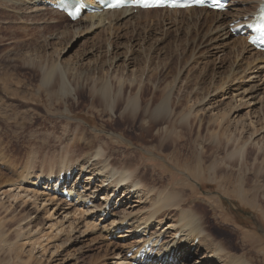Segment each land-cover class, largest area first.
I'll list each match as a JSON object with an SVG mask.
<instances>
[{
	"label": "rangeland",
	"instance_id": "rangeland-1",
	"mask_svg": "<svg viewBox=\"0 0 264 264\" xmlns=\"http://www.w3.org/2000/svg\"><path fill=\"white\" fill-rule=\"evenodd\" d=\"M2 2L3 0L0 1V172L2 174L0 175V200L7 204L8 196L5 198V195L1 194L2 190L8 189L10 186V183L7 185L5 177L12 178L11 180H15L14 182L17 183L16 179H20L17 176L24 169L26 161L32 163L30 162L32 160L36 170L42 164L49 162L50 157L60 154L65 149L68 150L70 157L76 160L87 155L86 151L90 145L94 147L90 146L92 148L90 152L93 154L98 145H103L109 147V151L115 159L112 160L113 162L117 160L120 164L125 154L132 155L133 162L137 167V177L144 182H150L155 186L156 192L159 189H167V191H178L182 194L186 198L184 208L195 209L203 221V231L212 238L214 246L223 245V248L233 255H243V258H246L250 264H264V252L261 251V248L264 247V114H262L264 110H261L264 108V70L256 72L254 67L256 62H252L250 59L252 50L248 44L247 46L236 45L237 37L232 36L231 33L230 37L225 34L229 30L227 28L229 18L225 19L222 25L215 24L210 33L207 28L197 31L192 29V26L187 27L190 23L186 24L187 26L181 24V27L174 24V21H170L175 16L177 19L190 18L189 12L183 14L167 11L149 12L150 14L134 12L135 17L131 19L132 22H121V25L117 24L118 27L110 26L111 30H107L109 25L105 24V27L102 26L92 31L83 30L78 35L70 32L65 36L63 31L66 28L70 29L68 27L70 23L63 17L64 15L43 11L42 14L30 13L29 16L32 19L25 20L22 13L21 17L8 18L5 14H8L9 11ZM237 2L239 1L237 0ZM251 3L252 0L243 1L238 3L237 7H246ZM230 11L233 12L232 9L228 12ZM8 15L10 16V14ZM213 16L216 15L213 14ZM158 18H163L164 22L160 24ZM44 19H48V22L57 20L58 24L48 26L47 22H43ZM14 30L19 31L15 33ZM162 30L165 32L163 33ZM108 50L109 52H107ZM128 54L130 57H135L134 61L130 62L127 59ZM29 55L34 57V60L38 59V66H29L32 62L28 60ZM125 56L127 57L125 58ZM54 65H58L59 70L61 67L66 85L69 87L66 92L59 89L57 80L59 72L51 77L50 86L42 83L43 74L51 70ZM155 73L158 76L161 74L160 76L165 79L161 87L167 85V89L174 90L175 102L181 99L174 106L177 108L175 109L177 115L181 108L189 103L187 99L182 100L187 93L192 97L194 95L198 104L203 105L204 109L207 106L210 107L211 105L207 102L213 103L212 98H215L214 101H218L221 105L215 103L214 106H211L213 112L218 110L225 112L232 106L235 97L239 99L236 96L237 91L232 89L236 86V89L241 87L239 93L245 89L249 91L248 94L254 95L251 104H247L252 109L244 105L238 112L228 115L222 122V128H227L229 131L226 132V135L231 133L233 138L239 137V129L245 125L247 132H243L239 138L242 140L246 139V134L252 130L249 127L250 120L254 121L255 127L260 129L257 136L252 137L255 139L248 141L241 164L235 157L227 158V152L233 147L229 148L230 150L223 149V144L219 142L216 144L215 136L210 139L204 137L208 127L206 122L202 124L200 130H197L196 124L192 127L195 135L201 137V141L198 139L197 142H194L195 150L192 151L195 155L190 159L192 166L197 165L196 172L176 166L170 159L171 154L176 153L169 144L175 131L173 130L172 136H168L161 143L162 139L167 137L165 123L154 125L147 123L146 127L143 124L132 132L131 130L125 131L126 136L122 135L124 132L122 125H119V131H115L109 126L108 119L114 118L115 115L112 111L106 112L94 100L91 88L95 86L92 91H97V84H101L98 80L105 81L106 75V78L117 76L126 79L137 75L147 86H153L155 79L152 78V74ZM2 77L8 82L7 89L4 88ZM150 78L152 81H149ZM54 80H57L55 86ZM228 80L229 83L223 86L225 87L223 90L228 87H231L232 90L227 91L228 93L226 92L227 95L224 97L219 96L223 90L220 91L218 88ZM57 84L58 88H56ZM169 84L171 87L168 86ZM113 86H116L117 89V82ZM131 87L133 89L127 88L125 92L135 94L138 91L136 83L133 82ZM203 96L207 98L203 99ZM150 98L151 94H146V96L142 94L144 104H146L145 99L149 100ZM256 101H259V104L263 106L254 105ZM119 110L116 113L122 111L119 112ZM206 119H208L207 115ZM234 119L238 124L234 122ZM176 123L179 124L177 121ZM178 129L181 127H176V130ZM168 131L170 130L168 129ZM142 137L146 140L145 143L140 141ZM74 141H79V147L72 151L70 145ZM164 142L166 143L163 146ZM138 151L143 153L142 160L138 157ZM196 153L197 156L198 153L204 155L199 162L195 158ZM183 155L189 157L192 154L187 151ZM93 188L94 185L91 190ZM19 189H23V187L14 188L13 186V189L11 188L14 193ZM83 191L85 195L87 192L89 193V191ZM25 194L21 190L22 196L20 197H24V204L19 202L20 198L12 201V204H16L13 213L20 212L24 215L27 212L31 213L29 218L33 220L37 214L34 212V198L29 199V195L25 197ZM26 198L28 199L26 200ZM100 198H98V203ZM132 200L133 198L123 201L124 203L119 202V209L116 207V210L123 212L120 216L129 213L135 214L136 211H139L138 217L144 216L148 205L128 208L127 206L132 204ZM24 205L26 206L24 207ZM40 206L39 209L44 207ZM47 208L53 211V207L48 206ZM65 208L71 211L69 206H65ZM84 208L86 209V207ZM138 208L141 210H137ZM1 209L4 210L0 207V218H4L6 212ZM63 210L57 211L56 214L53 212L55 216L52 217H47L42 210H39V218L36 221H40L41 227H44L43 233L48 231L49 225L54 223L55 219L59 221L61 216H64ZM91 211H94L93 214L99 217L97 209H91ZM167 212H170L168 215L174 218L165 219L164 217V221L159 225V227L162 226L161 234H166V240L160 244L164 247L174 232V227L167 229L166 225L177 220L179 213L172 210ZM111 218L112 216L103 220L100 226L95 222L96 229L92 225L91 227L86 226L89 228L87 229L84 226V221H81L78 226L83 231L82 236L78 232L71 235L70 239L65 234L60 235L56 241L49 239L48 242L51 245H47L49 247H46L44 252L36 246L32 253L35 258L37 256L36 260L39 262L30 264H114L117 260H115L116 256L118 257L120 253L124 254L125 251L122 248L126 245L122 244L126 242L119 237L124 233L123 231L120 235L110 237L112 230L117 228V224L111 226ZM12 221L6 220L4 229L9 227L11 229L12 225L10 226L9 222L15 227L16 222ZM63 223L64 226L68 225L65 220ZM123 224L126 223L123 222ZM104 225H106V231L101 229ZM152 225L154 230L151 231L158 233L156 225L153 223ZM163 227L166 228L163 229ZM53 228L55 229V227ZM151 231L150 233H152ZM6 234L8 233L2 234L0 240ZM7 236L3 237L4 240L2 239L0 242V264H21L19 261L27 260V253L30 251L31 245L26 242L27 244L22 248L24 252H21L22 255L20 253V258L17 259L10 255L8 250L9 244L15 242L17 238L10 235V240H8ZM207 236L205 235V238H209ZM257 236V242H255ZM35 238L36 236L32 237V240ZM45 239L46 237L41 238L44 242ZM54 244L63 246H60L58 252L54 251L52 254ZM180 249L178 251L182 257L176 261V264H202L199 263L200 259L210 254V249H206L204 246L201 248L197 242H194L193 245L185 244L184 251Z\"/></svg>",
	"mask_w": 264,
	"mask_h": 264
},
{
	"label": "bare ground",
	"instance_id": "bare-ground-1",
	"mask_svg": "<svg viewBox=\"0 0 264 264\" xmlns=\"http://www.w3.org/2000/svg\"><path fill=\"white\" fill-rule=\"evenodd\" d=\"M41 1L42 0H40V1H38V0H3L5 8H7V10L12 13L11 14V13L7 12L8 14H10V16L8 14H5V16L8 18H10L12 16H15V18H18V16L21 17L23 14V17H25V20H26L28 18L32 19V17H30L29 14L33 13V12L34 13H41V12L44 13L46 11H49V12H52L54 14H58L61 16L64 15L61 12H58L56 10L48 9V8L44 7L42 4H39V5L36 4V2H41ZM47 1L53 3L56 0H47ZM231 1H232L231 9L233 12H231V11L228 12V10H226L225 12H218V11L207 10L206 8H203V7H199V8L198 7H190V8H186V9H137L136 11L129 9V8H123V9H114V10H110V11H103L100 13L86 14L85 16L80 17L79 19L75 20L74 22H69L70 24L68 25V27H70V29L66 28V29H64L63 32H64L65 36H67L68 33L70 34V32L78 35V34L82 33L83 30L92 31L93 29H96V28H99L102 26L105 27V24L109 25V27H110L113 25L117 26V24H119V23L121 25V22H123V23L132 22L131 19L135 17L134 12H137L140 14L142 12H145V13L155 12V13H157L158 11H167V12L174 13V14H177V13L183 14V13L189 12L190 18L186 17L187 19H185V18L184 19H177L175 16V18H171L170 21H174V24L176 23V25H179L181 27H182L181 24H185V25L187 24L188 25V23H190L188 26L187 25L186 26L187 27L192 26L191 28L194 30H197V31H202V30H204V28H207V31L209 30L208 32H210L212 30V27L215 26V24L222 25L224 23V20L228 19L229 17H230V20H228V22L232 21L233 19H236L237 17H243L248 12H253L255 7L257 6L256 1H259V0H252V3L246 7L245 6L244 7H237V4H233L235 0H231ZM238 1H239L238 3L243 2V0H238ZM245 1L249 2L251 0H245ZM29 4H32L31 5L32 7H30ZM35 11H37V12H35ZM213 14H215L216 16H213ZM162 19L163 18L157 19L160 24H162L164 22V21H162ZM43 22H47L48 26H51L53 24H58L57 20L48 22V19H44ZM109 27L107 30H111V27L110 28ZM117 27H115V28H117ZM14 31H15V33H17L19 30L18 31L14 30ZM162 31H163V33L165 32V30H162ZM225 34L226 35L228 34V36H229L230 35L229 30H227L225 32ZM235 42H236V45L244 44V46H247L245 38H243V37H237ZM238 43H240V44H238ZM236 45H234V46H236ZM250 49L252 50L250 59L252 60V62H256V64L254 65V67L256 68V72L259 70L263 71L264 70V52L258 51V50H253V48H250ZM107 52H109V50ZM39 57H40V55H39ZM126 57L127 56H125V58ZM133 58H135V57H133V56L130 57V55L127 57V59H129L130 62L134 61ZM28 60L32 61L31 64L27 63V64H29L30 67L38 66L37 65L38 59H35L36 60L35 61L34 57L32 58L31 55H29ZM58 67H59L58 65L57 66L54 65L51 70L47 69L48 71H46L43 74V78H42L43 82L42 83L49 84V86H50L51 85L50 82H52L51 77L56 72H59V75L57 76L58 77L57 80L59 83V89L61 91L63 90L64 92H66L67 89L69 90V87L66 85V81L64 79L65 76L63 77L61 67H60V70ZM147 67H149V66H147ZM63 71H65V70H63ZM257 73H259V72H257ZM152 75H153L152 78L155 79L153 86L152 85L147 86L143 82L142 78L141 79L138 78L137 75H133L134 77L131 79L118 78L117 76H113V77L109 76V78H106L107 77V75H106L105 81L98 80L101 83L99 85L97 84L98 82L96 83L97 84V88H96L97 91H95V92L92 91L93 88L95 87L93 85L94 87L91 88V92L94 96V100H96V102H98L99 105H101L102 108L106 112L112 111L115 115L114 118L108 119L109 126L111 128H113V130L119 131V129H118L119 125H122L123 126L122 129L124 132H122L121 130L120 131L123 133L122 134L123 136H126L125 131L131 130V132H132L136 127H139L143 124H144L143 126L146 127L147 123L153 124V125L158 124V123H165L167 125V128L165 129L167 137L163 138L161 143L165 139H167L168 136H170V137L172 136L173 130L175 131V134H173L172 140L169 144L171 145V147H173V151L174 152L176 151V153L171 154L170 159L173 160V162L175 163L176 166H179V167L186 169V170L192 169L193 172H196L197 171V169H196L197 165L192 166L190 164V159H191V157H193V155H195V154H193V151H192V150H195L193 144H194V142H197L198 139H199V141H201V137L198 135H195L196 133L194 131H192V127H193V125L196 124L197 130H200L202 124L204 122H206L205 124H207L208 127H207V130H205V131H207V134L204 137H207L208 139H210V138L215 136L216 144L218 142L223 144L224 145L223 149H225V148L231 149V147H233L231 150L229 149L230 151H228V150H227L228 152L226 151L228 153L227 158H230V157L234 158L235 157V158H237V162L239 161L241 164V161L244 160V154L246 151V147L248 145L247 144L248 141L254 140L255 138L252 139V137H254L255 135L257 136V132L260 131V129L255 127L254 121L250 120L249 121L250 126L249 125H247V126H249L252 130H250V132H248V134H246V139L242 140L239 138H241L243 132H245V133L247 132V128L245 127V125L241 126V128L239 129V133H240L239 137L233 138V135L231 133L226 135L227 134L226 132L228 131V129L222 128L223 127L222 122L224 121V119L228 115L238 112L244 105L247 108H249L250 106L247 104H251V101L253 100L252 96H254V95L251 96V94H248L249 91H246L245 89H243V90L241 89L242 91L239 93L238 91L240 90L241 87H238L236 89V87H237L236 86L235 88H232V89H233V91H237L236 96L239 97V99H236V97L233 99L234 102H233L232 106L229 108V110H226L225 112H220L218 110L217 112L214 111L215 112L214 113L210 107L214 106L215 103L218 105H221V103L219 104L218 101H214V100H216L215 98H212L213 103L207 102V104L211 105L210 107L207 106L210 109L209 108L207 109V107H206V109H204V107H202L203 105L200 106L198 104V100L196 98H194V95L192 97L191 95H189L187 93L186 97L184 96L182 98V100L187 99V101L189 103L187 105H185L184 107H182L181 110L179 111L178 115H177V111L175 110L177 108H175L174 106L176 104H178L181 99L177 100L178 103L175 102L176 99L174 96V94H175L174 90L167 89V85L165 87H164V85L161 87L162 83L165 81V79L160 76L161 74L159 76L156 73L152 74ZM152 78H150L149 81H152ZM1 79L4 81V88L7 89V85H8L7 83L8 82L6 81V79L4 77H2ZM57 80H54V86H55V83ZM116 82L118 84L117 89H116V86H113L114 83H116ZM133 82L136 83V87H138V91L135 94L125 92V90H127V88L133 89L131 87ZM141 83H142V85H140ZM228 83H229V80H228V82L227 81L223 82L221 84L220 88H218V89L220 91H222L225 88L223 86L224 85L226 86V84H228ZM93 84H95V83H93ZM170 85L171 84H169L168 86H170ZM49 88H52V87H49ZM56 88H58V84L56 85ZM230 88L231 87H228L227 89L223 90L219 94V96H223V97L226 96L227 93L230 90H232ZM245 93H247V94H245ZM142 94H144L145 96H146V94H148V95L151 94V98L149 100L145 99L146 104H144V101H142ZM181 95H182V93H181ZM206 95H207V93H206ZM205 96H203L202 98L204 99ZM232 97H234V96H232ZM173 98H174V100H173ZM205 98H207V97H205ZM260 99H261V97H260ZM237 100H239V102H237ZM203 101H206V100H203ZM207 104H205V105H207ZM255 104H258L261 107L263 106V105L259 104V101H256L254 103V105ZM226 108H228V107H226ZM117 110H119V112L121 110L122 111L120 113H116ZM261 110H264V108H262ZM262 114H264L263 111H262ZM206 115L208 116V119H206ZM242 119H243V117H242ZM143 120L144 121L147 120V121L144 122ZM169 120H171V121H169ZM176 121L179 124H177ZM234 122H236V120ZM176 127L177 128L181 127V129L176 130ZM168 129L170 131H168ZM209 129H211V130H209ZM222 129H224V130H222ZM157 135H159V134H157ZM193 135H195V138H193ZM204 137H202V139H205ZM140 141L142 143L146 142V140L143 137L141 138ZM91 142H89V143H91ZM165 143L166 142L163 143V146L165 145ZM87 144L88 143L86 142V147H87ZM117 144L120 145V143H117ZM90 146H89V148L87 147L88 148V150L86 151L87 155L83 158H78L76 160H73V158L70 157L68 150L65 149L60 154H57L55 156L50 157L51 160L49 159L50 160L49 162L42 164L40 167L36 168V170H35V166L32 164L33 163L32 160L30 161L32 163H27L28 161H26V165L24 166V169L22 170V172L20 171L18 176H17L20 178L19 180L16 179L17 183L14 182L15 180L14 181L11 180L12 178L8 177V179H7L5 177L7 185H8V183H10L9 185L12 186L11 187L12 189H13V186H14V188L23 187V189H19L20 193H19V191L14 193L11 190L10 186H8V189L2 190V193H1L2 195H5V198H6V196H8L7 202H6L7 204H5L4 201L0 200V207H2L4 209V210H2V209L1 210L6 212L5 217L0 218V236L2 234L4 235V233H8L5 236L10 234V235L16 236V238H17L15 242H12V243L10 242L11 244L7 243L10 245V246H8V248H9L8 250L10 251L9 254L18 259V258H20V255H22L21 252H24L22 248L25 246V244L29 243L31 245V247H30L31 249L27 253V258H26L27 260L19 261L21 264H30L33 262L34 263L37 262L38 261V260H36L37 256H36V258L34 257V255L32 253L33 250L36 249L35 248L36 246L39 249H41L42 251L44 249H46V247H49L51 245V244L49 245V242H48V241H50L49 239H51L52 241H56L57 238H59L60 235H62V234L67 235V237H69L68 239H70V237H72L73 234L78 233V232H80V235H81L83 233V231H81L79 229V226H78V224L81 223V221H84L85 227L86 226L91 227V225H92L96 229L97 224H95V222L96 223H102L103 217L102 216L97 217L96 214H93L94 211L92 212L91 209H93V210L97 209V211H98L99 207L103 206V208H104L105 205H108L110 202V199L112 197L111 195L113 193V190L119 185L122 186V195L121 196L118 195L117 197H115L114 201H119L121 203L123 201H129V200H131V198H133V200L131 202L132 204L127 206L128 208H131V207L134 208V207H137V205H145V204H147L148 207L146 208L147 211L144 210L145 211L143 214L144 216H142V217L139 216L140 218L138 217L139 211H136V213L134 212L135 214L129 213L128 215L120 216L121 214H123V212L119 211V210L117 211L116 210L117 206H112V204L114 203V201H113L112 204H109V207L112 209V214H111L112 218L110 220L111 221L110 223L112 224L111 226H115L118 222H121V224H123V222H125L126 224L129 225L128 226L129 229H127V230H129L128 232H131V231L133 232L134 230L137 229V227H139L142 224H145V226H149V225L151 226L152 223H154L156 225V228L159 230V232L157 231L158 233H156L158 235L155 237V238H158L160 236L159 234H161L160 230L162 228V226L159 227V225L164 221L163 218L164 217H165V219H167L168 217L174 218L172 216H169L168 214L170 212H167V211L172 210L176 213L179 212L178 217H177L178 219L175 221L174 220L172 221L174 224L170 223L169 225H166L167 229L174 227V232L172 233V238L170 239L169 242L168 241L166 242L165 247H164V245H161L160 247L157 248V253L160 254L162 257V258H160L161 264L162 263L174 264L179 258L182 257L181 254H178V252H179L178 250L180 248L184 247L185 244L189 243V244L193 245L195 238H197V243H199V246L201 248L204 246V247H206V249H210V252H209L210 254L205 256V257H202L200 259L199 263H202V264H250V262L246 261V258H243L244 257L243 255H238V256L233 255L232 253L225 250V248H223V245H220V244H217L216 246L213 245L212 238L207 236V233H205L203 231V228H202L203 221H202L201 217L196 213L195 209H193L191 207L190 208H184L183 205H184V201L186 198H184V196L182 194H180L178 191H172V190L167 191V189H159V191L156 192L155 186H153L150 182H144L140 178H138L137 177V167H136L135 163L133 162L134 157L132 155L125 154V157H123L122 162L119 164L117 160L114 162L112 161L115 159L112 157L113 155H111V153L109 151V147H105L103 145H98L96 147L94 154H93L92 152H90V150L92 151V148H94V147L91 146L92 148H90ZM78 147H79V141H74L72 143V145H70V148L73 149L72 151H74L75 149L77 150ZM72 151H70V152H72ZM187 151H189L192 155L189 157L184 156L183 153H186ZM203 156L204 155H200L199 153L197 156V153H196L195 158H197V160L199 162L200 160L203 159ZM138 157H140V159L142 160L143 159V153L138 151ZM115 162H117V163H115ZM73 165H77L79 167L78 173H75V174H77L76 175L77 179L79 176H81L80 175L81 172H87L88 173V174H84V175L82 174L83 175L82 180L79 179V182L77 183L78 186L83 184L82 185L83 190L89 191V193L87 192V195L84 194V196H83V195H81L79 190L72 189V186L71 187L66 186L65 188H66V191L68 192V194L71 195L72 193H76L75 195L77 196V198L74 199V202H68L67 203V202H64L63 199H61L55 195H52L49 192L40 191L39 189L35 188V184L36 185L39 184V183H36V181H35L37 178L40 179V177L48 175V174H55L56 175L61 170H64L66 168H71V166H73ZM70 171H71V169H70ZM70 174L72 175L74 173H72V171H71ZM0 175H2L1 172H0ZM3 175L5 176V174H3ZM93 176H94V178H93ZM92 178H93V180H91ZM63 180L67 182L68 177L67 176L63 177ZM25 185L28 187H24ZM93 185H94V188H93V190H91ZM41 188L43 189L44 187L42 186ZM21 190L24 191V194L26 193L24 195L25 197H27L29 195L28 196L29 199L31 197L34 198L33 199V204L35 206L34 212H36L37 214L34 216L33 220H32V218H29L31 213L27 212L26 215H24V213H20V212L13 213L15 208H16V204H12L13 200L20 198L19 202L21 201V203H23V202L25 203V200L23 199L24 197H20V196H22ZM96 191L98 193L105 192L104 194H102L103 197L100 198V202L98 203V205L97 204L92 205V206L87 205L86 202L91 201L90 196ZM11 192H13V193L11 194ZM86 198H88V200ZM27 199L28 198H26V200ZM30 201H32V200H30ZM133 202H135L137 204H135ZM33 204H31V205L33 206ZM26 205H24V207ZM40 205H43L44 207H42V209H39L41 207ZM48 206H50L51 208L53 207V211L50 210L49 208H47ZM65 206H69V209L71 211H69L68 208H65ZM84 207H86V209ZM39 210H42L43 214H46L47 217L55 216L57 211H60V210H63V213H65V214L62 217L61 213H60L61 218L59 219V221L55 219V222L51 223L49 225L48 231L43 233L44 227H41L40 221H36L39 218V212H40ZM137 210H141V209L138 208ZM53 212L55 214H53ZM11 213H13V214H11ZM9 215H11V216H9ZM173 215H175V214H173ZM17 217H19V218H17ZM8 219L16 222V224H14L15 227H13V224H10V222H9V225L10 226L12 225V227H13V228L11 227V229H9L10 227L9 228L7 227L9 230L4 229V226H5L4 222ZM116 219H118V220H116ZM63 220H65L68 223L67 226H64ZM6 224H8V223H6ZM53 227H55V229ZM5 228H6V226H5ZM87 229H89V228H87ZM101 229L103 231H106L105 230L106 225H104ZM32 233H33V235H31ZM205 235L209 238H205ZM5 236H3V237H5ZM9 236H7L8 240H10ZM34 236H36V238H35V240H32V237H34ZM246 236H248V235H246ZM3 237H1V238L3 239ZM42 237H46L45 242L43 240H41ZM257 238H258V236L255 238V242H257ZM1 240H0V242H1ZM66 240H67V238H66ZM6 241H5V243H6ZM19 241H21V243H19ZM148 241H151L150 235L146 238L145 242H143L141 244L142 247L148 246V244H146V242H148ZM50 243L53 244V242H50ZM47 245H49V246H47ZM60 246H63V245L54 244L53 247L51 246L53 249V251L51 253L53 254L54 251L58 252V250H60ZM47 249L49 250V248H47ZM261 251L264 252V247L261 248ZM149 252L150 251L145 250L147 257L150 258V255H148ZM114 256H115V254H114ZM133 256H131L130 258H127L126 253H124V254L120 253L118 255V257L116 256L115 260L116 259L117 260H116V262H114V264H119V263L131 264L132 260H135V259H133ZM147 257H145V256L142 257V259L144 261L143 264H145L146 262L151 264V262H149ZM166 257L169 258L170 261H171V259L173 261L169 262L166 259ZM263 258H264V254H263ZM29 261H31V262H29ZM209 261H211V262L209 263ZM135 262H136L135 264H140L139 260H135ZM214 262H218V263H214ZM182 264H185V263H182Z\"/></svg>",
	"mask_w": 264,
	"mask_h": 264
},
{
	"label": "snow or ice",
	"instance_id": "snow-or-ice-1",
	"mask_svg": "<svg viewBox=\"0 0 264 264\" xmlns=\"http://www.w3.org/2000/svg\"><path fill=\"white\" fill-rule=\"evenodd\" d=\"M145 6H147V3H145ZM77 11H79V9H77Z\"/></svg>",
	"mask_w": 264,
	"mask_h": 264
}]
</instances>
